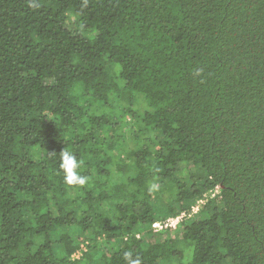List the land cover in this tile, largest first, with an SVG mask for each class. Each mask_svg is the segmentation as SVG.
I'll list each match as a JSON object with an SVG mask.
<instances>
[{"label": "trees", "instance_id": "obj_1", "mask_svg": "<svg viewBox=\"0 0 264 264\" xmlns=\"http://www.w3.org/2000/svg\"><path fill=\"white\" fill-rule=\"evenodd\" d=\"M36 3L0 0V264H264V0Z\"/></svg>", "mask_w": 264, "mask_h": 264}, {"label": "clouds", "instance_id": "obj_2", "mask_svg": "<svg viewBox=\"0 0 264 264\" xmlns=\"http://www.w3.org/2000/svg\"><path fill=\"white\" fill-rule=\"evenodd\" d=\"M28 6L30 8H37L39 5L36 3V0H28ZM59 158V168L63 172V182L65 185L74 188H82L88 184L89 177L82 175L79 171L84 164L83 160L78 159L73 152L65 148L60 152ZM156 189V184H151L149 186L150 192ZM130 255V253H124L125 260H130ZM131 264H139V262L132 261Z\"/></svg>", "mask_w": 264, "mask_h": 264}, {"label": "built area", "instance_id": "obj_3", "mask_svg": "<svg viewBox=\"0 0 264 264\" xmlns=\"http://www.w3.org/2000/svg\"><path fill=\"white\" fill-rule=\"evenodd\" d=\"M220 186H216L214 189L206 192L201 198L198 199L197 203L190 210H183L177 215L169 216L164 219L156 220L153 227L156 231H163L168 229H176L185 219L196 217L202 206L210 199L220 193ZM81 252H77L73 257H79Z\"/></svg>", "mask_w": 264, "mask_h": 264}, {"label": "rangeland", "instance_id": "obj_4", "mask_svg": "<svg viewBox=\"0 0 264 264\" xmlns=\"http://www.w3.org/2000/svg\"><path fill=\"white\" fill-rule=\"evenodd\" d=\"M68 27L71 28V29H75L77 26H76V24H75L74 22L71 21V22L68 23ZM128 120H129V121H132L131 118H128ZM179 229H180V228H179ZM179 229H178V230H179ZM175 231H177V229L172 230V232H174V234L176 233ZM168 233L172 234L171 232H168Z\"/></svg>", "mask_w": 264, "mask_h": 264}]
</instances>
